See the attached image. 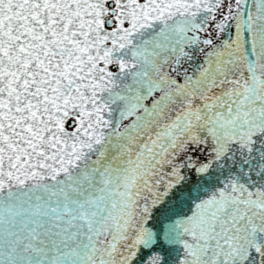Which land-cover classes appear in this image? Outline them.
I'll return each mask as SVG.
<instances>
[{
	"label": "snow or ice",
	"instance_id": "snow-or-ice-1",
	"mask_svg": "<svg viewBox=\"0 0 264 264\" xmlns=\"http://www.w3.org/2000/svg\"><path fill=\"white\" fill-rule=\"evenodd\" d=\"M0 264H264V0H0Z\"/></svg>",
	"mask_w": 264,
	"mask_h": 264
}]
</instances>
